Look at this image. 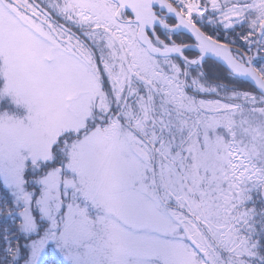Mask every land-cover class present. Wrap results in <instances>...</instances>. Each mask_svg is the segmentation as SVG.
<instances>
[{"label": "snow or ice", "instance_id": "6c2138e0", "mask_svg": "<svg viewBox=\"0 0 264 264\" xmlns=\"http://www.w3.org/2000/svg\"><path fill=\"white\" fill-rule=\"evenodd\" d=\"M0 264H264V0H0Z\"/></svg>", "mask_w": 264, "mask_h": 264}]
</instances>
